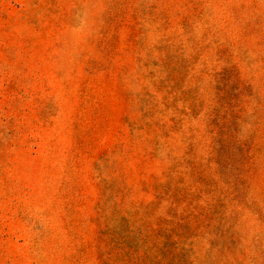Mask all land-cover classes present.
<instances>
[{
    "label": "rangeland",
    "instance_id": "1",
    "mask_svg": "<svg viewBox=\"0 0 264 264\" xmlns=\"http://www.w3.org/2000/svg\"><path fill=\"white\" fill-rule=\"evenodd\" d=\"M0 264H264V0H0Z\"/></svg>",
    "mask_w": 264,
    "mask_h": 264
}]
</instances>
